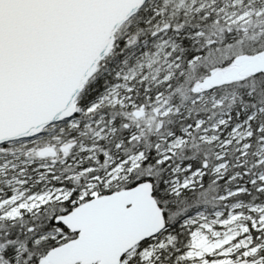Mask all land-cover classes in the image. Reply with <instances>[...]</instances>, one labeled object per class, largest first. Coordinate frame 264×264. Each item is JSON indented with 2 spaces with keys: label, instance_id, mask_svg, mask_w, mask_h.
<instances>
[{
  "label": "snow or ice",
  "instance_id": "snow-or-ice-1",
  "mask_svg": "<svg viewBox=\"0 0 264 264\" xmlns=\"http://www.w3.org/2000/svg\"><path fill=\"white\" fill-rule=\"evenodd\" d=\"M0 264H264V0H0Z\"/></svg>",
  "mask_w": 264,
  "mask_h": 264
}]
</instances>
